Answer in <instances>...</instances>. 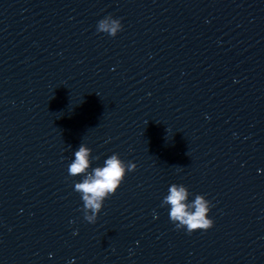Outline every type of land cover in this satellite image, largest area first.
I'll use <instances>...</instances> for the list:
<instances>
[{
  "label": "clouds",
  "instance_id": "clouds-1",
  "mask_svg": "<svg viewBox=\"0 0 264 264\" xmlns=\"http://www.w3.org/2000/svg\"><path fill=\"white\" fill-rule=\"evenodd\" d=\"M122 27L119 19L109 15L98 21L97 31L115 37ZM91 152L92 150L85 144H80L68 166V173L71 177H82L74 184V190L80 194L83 201L84 219L89 223H95L104 201L116 193L127 172L134 171L137 165L131 162L126 164L119 154H112L104 161L103 166L92 168ZM190 195L186 186L173 183L169 186L161 207H168L171 222L177 229H186L188 234L212 228L214 221L209 218L211 202L205 195L200 194L189 201Z\"/></svg>",
  "mask_w": 264,
  "mask_h": 264
}]
</instances>
